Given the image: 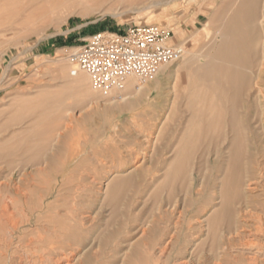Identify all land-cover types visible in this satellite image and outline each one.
<instances>
[{
  "label": "rangeland",
  "instance_id": "1",
  "mask_svg": "<svg viewBox=\"0 0 264 264\" xmlns=\"http://www.w3.org/2000/svg\"><path fill=\"white\" fill-rule=\"evenodd\" d=\"M153 1L0 0V213L11 214L0 217V264H264V72L250 101V187L241 184L238 213L214 229L231 134L209 140L204 131L188 171L167 178L166 170L187 117L174 68L186 50L216 45L202 29L222 0ZM138 23L171 30L184 53L132 105L122 101L127 85L107 95L90 86V97L69 86L66 55L82 43L73 38ZM76 24L84 29L70 36Z\"/></svg>",
  "mask_w": 264,
  "mask_h": 264
},
{
  "label": "bare ground",
  "instance_id": "2",
  "mask_svg": "<svg viewBox=\"0 0 264 264\" xmlns=\"http://www.w3.org/2000/svg\"><path fill=\"white\" fill-rule=\"evenodd\" d=\"M83 1L84 0H82V2ZM71 2L74 3L73 1ZM153 2H152L153 5L154 4L158 5L162 3V0H154ZM216 11L217 12L211 16L209 21L204 24L202 29V31L204 32V37L210 38V40L212 42H215L216 45L215 46L211 45L210 47L211 49H206V51L205 52L203 51V53L192 50L191 48L189 50H186L187 54L188 55L190 54V56L187 58L184 64L181 63L177 64L174 68L175 83L173 87L174 89L173 95H175L176 98H179L180 95L183 96L184 107L183 110H181V112H184L187 115V117L183 128L184 129L183 135L181 136L182 138L178 141L177 143L178 146L176 147L174 158L171 161L172 163L169 164L166 170L167 178L170 176L175 178L176 176L178 177L177 174L181 173L180 175H183L185 174L186 170L188 171L186 167L188 166L189 161L191 160V156L193 157L195 153V149H196L195 144L199 142V139L204 133V131H206V135L204 138L205 139L209 138V140L212 137H214L215 133L217 134V131L219 130L224 131V133L226 134L227 133L231 134L232 138L231 139L229 138V142L227 146V165L224 174L225 178L226 177L227 178L224 179L226 180V182L224 183L223 181L222 184H224V188H225L227 184L229 187L230 186L229 183L232 182L233 185L231 186H233V188L230 187L232 190H229L230 193L227 192L228 194L225 193V191H228L227 190L228 187L226 188V190L224 189L225 195L224 196L221 195L222 197L220 199V203L218 207L219 213L215 214L213 217H211V219L209 218L210 219L209 225L211 227H214L215 224L217 226V224L222 222L227 223L233 220V217L235 218V214L238 213L235 204L239 203L238 200H241L245 197V194H243L242 192L243 188L241 189L242 187L241 184L244 182V184L248 188L250 187V184L248 183L249 179L246 177L247 164H248L246 157V153L248 149L247 131L251 129L250 127L251 122L248 120L250 115V106H251L250 101L252 99L254 100L255 98L257 99L258 92L261 93V88L259 86L260 85L259 83L262 80L263 77L262 73L264 72V0H222L219 8ZM72 49H74V47H72ZM169 64L160 66L157 72H160L161 70L166 68V66H168ZM253 67H256L255 71L253 70ZM68 68H69L68 65L64 67L63 74L64 77L67 79L66 80L67 83L69 82L70 84L69 86L71 88L77 89L78 91L82 92L84 96L90 97V95L92 94V91H90V86H92V84L88 76L82 71H79L75 75L71 76V71L73 67H71L70 69ZM67 69H68V73H67ZM149 79L151 78L139 79L135 75L127 76L125 78L123 86L127 85L126 89L127 90L131 89L130 90L131 93L130 92H129L130 94L126 93L127 95L122 98L123 104L124 102L128 101L129 98H132V96H137V95L140 96L142 93H144L145 90H147L145 87L152 85V84H145V82H147ZM133 87L136 88L135 91L133 90ZM180 88H182V92L180 91ZM122 89L126 90L125 88ZM132 90L134 92H132ZM174 102L175 101H173L172 104H176V102L175 103ZM132 103H133L132 101L131 102L128 101L125 104L129 106L132 105ZM171 113L173 115L174 113H177L176 107H174V110H171ZM161 126L162 124L160 125V128ZM220 133L222 132H219V134ZM9 145L7 146L8 148L10 147ZM29 149L32 150L31 147ZM13 151H15V149ZM7 154L9 153L7 152ZM35 156L37 157V154ZM29 160H30V156H29ZM55 161L56 160H54V162ZM19 163L21 162L19 161ZM0 171H1V167H0ZM242 173L243 176L246 178L241 176ZM115 175L116 174H114L111 178H109L108 181L110 182V180ZM9 178H11V176ZM174 181H176V179H174ZM109 182L107 183V186ZM252 183L254 184L255 182ZM7 185L9 186V184ZM2 186L0 188H2ZM253 188L256 189L257 187H253ZM12 190L14 194L18 195V197L23 196V192L20 188L12 186ZM222 191H223V187H222ZM10 199L11 198H9L8 200ZM3 208L4 207H2V209ZM257 208L259 207L257 206ZM8 210L5 207L2 213H0V217L9 218L11 214L8 212ZM215 227L214 229H216ZM168 243L169 240L162 241L163 247L160 250L159 258L163 255L164 251L167 249ZM129 247L131 249V245ZM5 257L7 258L8 256L6 255ZM65 258H64L65 260L64 264L72 263L71 259L68 258L65 259ZM181 261H183V259ZM185 261L186 260H184L183 262Z\"/></svg>",
  "mask_w": 264,
  "mask_h": 264
},
{
  "label": "built area",
  "instance_id": "3",
  "mask_svg": "<svg viewBox=\"0 0 264 264\" xmlns=\"http://www.w3.org/2000/svg\"><path fill=\"white\" fill-rule=\"evenodd\" d=\"M173 32L159 24H132L88 35L66 55L71 76L84 72L103 95L122 90L125 78H152L159 67L179 60L184 48L172 42ZM172 42V43H171Z\"/></svg>",
  "mask_w": 264,
  "mask_h": 264
},
{
  "label": "crops",
  "instance_id": "4",
  "mask_svg": "<svg viewBox=\"0 0 264 264\" xmlns=\"http://www.w3.org/2000/svg\"><path fill=\"white\" fill-rule=\"evenodd\" d=\"M106 28H108V27H106ZM83 29H84V26H83V25L76 24V25H73V26L71 27V29L68 30V32H69V35H70V36H73L74 33H75V34H80L81 30H83ZM109 29H111V30H117V29H115V28H109ZM89 34H91V33H88V34H87L85 37H83V38H81V37H78V38L75 37V38H73V40H75V41H79V42H82V40L85 39V38H87ZM75 46H76V45H75Z\"/></svg>",
  "mask_w": 264,
  "mask_h": 264
}]
</instances>
